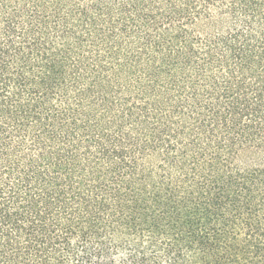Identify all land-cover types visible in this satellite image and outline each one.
<instances>
[{
    "label": "trees",
    "instance_id": "trees-1",
    "mask_svg": "<svg viewBox=\"0 0 264 264\" xmlns=\"http://www.w3.org/2000/svg\"><path fill=\"white\" fill-rule=\"evenodd\" d=\"M0 264H264V0H0Z\"/></svg>",
    "mask_w": 264,
    "mask_h": 264
}]
</instances>
